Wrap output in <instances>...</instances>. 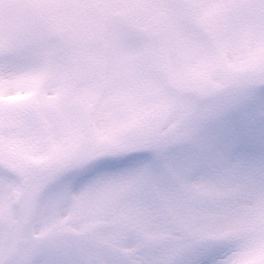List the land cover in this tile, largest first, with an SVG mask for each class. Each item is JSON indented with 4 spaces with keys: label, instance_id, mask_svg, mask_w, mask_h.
<instances>
[{
    "label": "rangeland",
    "instance_id": "obj_1",
    "mask_svg": "<svg viewBox=\"0 0 264 264\" xmlns=\"http://www.w3.org/2000/svg\"><path fill=\"white\" fill-rule=\"evenodd\" d=\"M262 1L0 0V166L27 186L16 211L22 188L0 171V264H66L68 252L74 264H136L160 244L165 233L154 220L120 224L106 204L126 198L143 206L138 196L154 204L160 197L152 162L264 94V37L248 34L261 23ZM183 20L214 42L230 90ZM143 47L147 65L138 58ZM44 62L54 67L47 70L54 82L66 79V70L79 79L70 110L58 105L67 95L59 84L45 91L36 82ZM73 170L82 174L74 183ZM249 190L248 204L225 229L200 239L251 247L223 259L213 254L211 264H264L255 262L264 257L258 176Z\"/></svg>",
    "mask_w": 264,
    "mask_h": 264
},
{
    "label": "snow or ice",
    "instance_id": "obj_2",
    "mask_svg": "<svg viewBox=\"0 0 264 264\" xmlns=\"http://www.w3.org/2000/svg\"><path fill=\"white\" fill-rule=\"evenodd\" d=\"M159 199L152 205L163 220L183 216L176 229L174 259L145 264H211L200 239L228 225L251 195L258 176L264 192V94L203 128L190 142L153 161Z\"/></svg>",
    "mask_w": 264,
    "mask_h": 264
},
{
    "label": "bare ground",
    "instance_id": "obj_3",
    "mask_svg": "<svg viewBox=\"0 0 264 264\" xmlns=\"http://www.w3.org/2000/svg\"><path fill=\"white\" fill-rule=\"evenodd\" d=\"M0 15H1V13H0ZM11 175H13V174H11ZM18 204H19V201H17V205H16V206H17V208H18Z\"/></svg>",
    "mask_w": 264,
    "mask_h": 264
}]
</instances>
